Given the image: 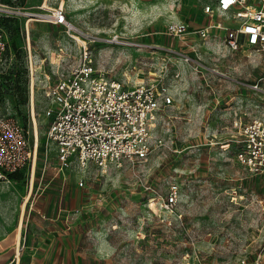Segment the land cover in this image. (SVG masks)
I'll return each instance as SVG.
<instances>
[{
    "label": "rangeland",
    "instance_id": "rangeland-1",
    "mask_svg": "<svg viewBox=\"0 0 264 264\" xmlns=\"http://www.w3.org/2000/svg\"><path fill=\"white\" fill-rule=\"evenodd\" d=\"M1 1L43 13L63 5L97 67L130 84L163 76L175 101L145 160L117 168L72 159L60 170L47 138L51 102L39 80L31 93L28 52L20 50L0 76V111L29 130L37 158L33 177L30 165L0 180V264L18 247L20 257L46 247L66 264L251 263L264 245V184L236 160L235 122L264 113V56L196 35L192 24L207 20L208 0ZM31 18L29 31L27 16L12 22L15 43L29 40L36 62L63 47L77 65L81 41L50 16ZM171 21L188 23L190 33L167 34ZM47 61L42 70L51 72ZM173 188L172 212L163 200Z\"/></svg>",
    "mask_w": 264,
    "mask_h": 264
},
{
    "label": "built area",
    "instance_id": "built-area-1",
    "mask_svg": "<svg viewBox=\"0 0 264 264\" xmlns=\"http://www.w3.org/2000/svg\"><path fill=\"white\" fill-rule=\"evenodd\" d=\"M202 13L207 20L196 26L194 32L203 41L214 40L222 50L250 47L264 56V0H208ZM3 16H27V31L32 16L43 20H49L50 16L53 23L62 25L71 37L81 41L77 65L68 64L71 55L63 47L53 53L55 57H40L36 62L30 41L22 45L28 52L31 93L39 80L51 102L45 108V114L50 117L47 138L54 144L60 170L72 159L81 165L94 162L102 167L120 168L148 157L165 109L175 101L163 76L130 84L107 75L94 64L86 35L68 20L63 5L52 13H43L21 11L0 0V17ZM224 18L233 20V24L227 25ZM189 28L184 21H171L165 32L184 38L190 33ZM182 55L185 61L191 60ZM14 56L9 31L0 23V76ZM46 60L52 65L51 72L42 70ZM37 72L42 75L39 79ZM235 125L238 127L234 139L236 160L249 175L260 177L264 184V113L245 122L236 121ZM36 158L37 142L32 143L29 130L15 116L0 111V180L30 165L33 177ZM258 201L264 205V195ZM176 202L177 189L173 188L163 203L173 212ZM263 251L264 245L251 263L243 259L241 264H264Z\"/></svg>",
    "mask_w": 264,
    "mask_h": 264
},
{
    "label": "crops",
    "instance_id": "crops-1",
    "mask_svg": "<svg viewBox=\"0 0 264 264\" xmlns=\"http://www.w3.org/2000/svg\"><path fill=\"white\" fill-rule=\"evenodd\" d=\"M192 25L194 27L198 26L197 23ZM19 257L20 253L19 256L17 254L16 257L4 264H66L64 259L61 258V256L56 258V256H53L51 251L46 247L41 249L39 252L30 253L26 257Z\"/></svg>",
    "mask_w": 264,
    "mask_h": 264
},
{
    "label": "trees",
    "instance_id": "trees-1",
    "mask_svg": "<svg viewBox=\"0 0 264 264\" xmlns=\"http://www.w3.org/2000/svg\"><path fill=\"white\" fill-rule=\"evenodd\" d=\"M16 19H17V17H6V16L0 17V23L7 28V30L9 31V34H10L12 50L15 53V56H14L13 60L17 59V56L20 53V50H22V45H19V44L15 43L14 38H13V31L16 30V27H13V25H12L13 23L12 22L13 21L15 22ZM17 173H19V171H16V172L11 173L9 175L11 177H16Z\"/></svg>",
    "mask_w": 264,
    "mask_h": 264
},
{
    "label": "bare ground",
    "instance_id": "bare-ground-1",
    "mask_svg": "<svg viewBox=\"0 0 264 264\" xmlns=\"http://www.w3.org/2000/svg\"><path fill=\"white\" fill-rule=\"evenodd\" d=\"M33 101H34V99H33ZM34 118H35V116H34ZM35 130H36V135H38L36 118H35ZM28 198H29V195L27 196L26 201H28ZM26 201L24 202V208H25V205H26ZM19 229H20V228H19ZM19 253H20V248L18 247V250H17V254H18V256H19Z\"/></svg>",
    "mask_w": 264,
    "mask_h": 264
}]
</instances>
